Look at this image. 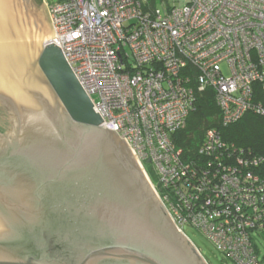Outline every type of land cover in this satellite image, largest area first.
I'll list each match as a JSON object with an SVG mask.
<instances>
[{"label":"built area","instance_id":"2783aa9c","mask_svg":"<svg viewBox=\"0 0 264 264\" xmlns=\"http://www.w3.org/2000/svg\"><path fill=\"white\" fill-rule=\"evenodd\" d=\"M161 5L162 8L158 7ZM53 35L103 118L143 164L178 228L235 264H260L264 157L210 127L198 153L172 139L213 94L224 126L264 117V0H58ZM163 9V10H162Z\"/></svg>","mask_w":264,"mask_h":264},{"label":"water","instance_id":"95a60500","mask_svg":"<svg viewBox=\"0 0 264 264\" xmlns=\"http://www.w3.org/2000/svg\"><path fill=\"white\" fill-rule=\"evenodd\" d=\"M33 16L0 0V264H207Z\"/></svg>","mask_w":264,"mask_h":264},{"label":"trees","instance_id":"16d2710c","mask_svg":"<svg viewBox=\"0 0 264 264\" xmlns=\"http://www.w3.org/2000/svg\"><path fill=\"white\" fill-rule=\"evenodd\" d=\"M220 113L211 91L201 94L197 109L190 115L186 127L173 133L172 139L179 147H184L186 154L189 152L194 155L203 144L208 128L215 127L224 140L243 148L244 154L250 152L255 156L264 157V117L249 113L238 122L224 126ZM146 164L150 165L148 169L145 167ZM143 165L155 183L156 178L151 163L144 162Z\"/></svg>","mask_w":264,"mask_h":264},{"label":"rangeland","instance_id":"374dc122","mask_svg":"<svg viewBox=\"0 0 264 264\" xmlns=\"http://www.w3.org/2000/svg\"><path fill=\"white\" fill-rule=\"evenodd\" d=\"M19 1L23 4L24 8L29 9V11L32 14L34 13L35 15V17L33 16L34 18L33 17L30 18L32 37L28 36L26 38L29 44V52H31V44H33V42L34 43L38 42V45L42 46V42L50 38V34L44 36L45 32L42 31L43 24L40 25V23L38 22V18L40 17L43 18L44 16L43 9H45L49 18V23L51 24L47 4L55 3L58 0H19ZM158 7L162 8L161 5H158ZM22 19L25 22H27L28 20L26 15ZM52 35H53V30H52ZM39 38H42V41H40ZM145 167L146 169H148L150 165L146 164ZM184 231L188 239L200 252L202 258L205 260L207 264H235L230 258L224 255L220 250H218L217 247L213 244V242L209 240L207 236L198 229L191 226H186ZM253 240L257 244L259 249V260H261V264H264V233L258 231L253 232Z\"/></svg>","mask_w":264,"mask_h":264},{"label":"crops","instance_id":"0c3cea01","mask_svg":"<svg viewBox=\"0 0 264 264\" xmlns=\"http://www.w3.org/2000/svg\"><path fill=\"white\" fill-rule=\"evenodd\" d=\"M261 233H264V231H262ZM256 244V243H255ZM256 247H257V251H258V255H259V249H258V246L256 244ZM260 264H261V260H260Z\"/></svg>","mask_w":264,"mask_h":264}]
</instances>
